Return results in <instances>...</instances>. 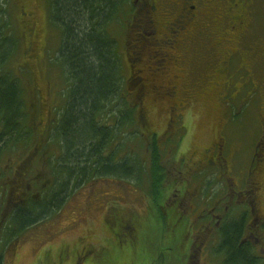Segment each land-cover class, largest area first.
Returning <instances> with one entry per match:
<instances>
[{
    "label": "rangeland",
    "instance_id": "obj_1",
    "mask_svg": "<svg viewBox=\"0 0 264 264\" xmlns=\"http://www.w3.org/2000/svg\"><path fill=\"white\" fill-rule=\"evenodd\" d=\"M21 4L32 11L30 17L21 13ZM48 5L49 0H0V23L8 24L5 33H11L18 40L14 48L12 41L2 44L7 57L3 65L0 62V74L8 72L12 79L20 80L27 109L26 123L35 126L36 131L32 145L22 144L18 150L7 151L0 157L1 221L6 215L5 210L7 212L29 192L37 194L38 189L53 182L50 180L51 164L62 155L59 144L51 140V133L58 111L64 105L63 91L67 86L61 69L56 65L61 31L51 20ZM259 5L261 13H254L250 39L254 35L253 40L264 48V0H259ZM121 18L119 22L114 21L108 31L118 40L126 78L129 69L124 53L130 39L128 13H122ZM32 24L38 25V34L36 27L35 33L27 36ZM28 46H32L33 61L26 53ZM26 59L31 63H26ZM32 69L35 72L38 70L36 73H40L42 79L38 87L42 91L43 111L39 113V123L36 125L35 107L38 100L32 88ZM259 80H255L254 84L258 86L257 91L253 90V85L245 88L235 102L229 98L230 107L227 109L222 106L221 94L211 93L200 100L181 98L185 99V106L181 111V122L175 129L165 100L148 96L142 104L146 106V118L144 116L142 119L143 115L139 114L134 126L140 138L129 140L120 156L131 151L138 153L140 158L147 157L148 140L156 133L168 170L162 200L158 202L165 203V198H170L178 190L182 191L184 204L174 210L170 207L172 201L167 199L171 213L168 212L166 216L175 222L180 212H189V215H181V225L179 220L175 229H169L170 220L166 221L159 203L148 194L146 184L142 185L138 178L89 180L68 196L60 210L23 232L14 246L11 243L10 250H15L7 264H192L191 260L187 261L182 243H188L184 239L190 234H197L196 242L208 240V230L202 222L195 224L194 218L201 210L211 208L220 194L226 191L225 184L217 178L216 169L206 163L208 149L213 148L219 140L222 142L220 137L225 138V154L230 159L232 176H238L236 168L239 165L243 170L250 164L253 148L261 138V135L258 137L259 123L264 121V63ZM202 81H205L204 77H201L202 84L196 86L201 91L204 89ZM123 93L133 101L128 82ZM175 131L177 134L172 136ZM38 132L45 137L44 143L39 139L37 141ZM17 161L18 188L14 185L6 191L2 186L4 181L7 182V177L16 176H11L10 170L4 174V170ZM262 186L263 210L264 183ZM120 220L129 223L132 220L136 223V229L130 232L127 227L122 228ZM194 248L196 252L197 247ZM218 249L219 246H215L210 257L205 254L198 256L199 263L224 264Z\"/></svg>",
    "mask_w": 264,
    "mask_h": 264
},
{
    "label": "flooded vegetation",
    "instance_id": "obj_2",
    "mask_svg": "<svg viewBox=\"0 0 264 264\" xmlns=\"http://www.w3.org/2000/svg\"><path fill=\"white\" fill-rule=\"evenodd\" d=\"M115 2L117 13H128L127 30L130 31V39L124 53L129 69L126 82L131 98L139 105L137 111L143 115L142 119L146 113V106L142 104L148 96L166 101L170 120L174 123L172 127L175 129L181 122V111L185 106V99L181 100L183 97H186V100L191 98L200 100L211 93L221 94L220 99L224 104L222 106L227 109L230 107L229 98L235 102L245 88L253 85V90L257 91L258 86L254 84L255 80L260 82L259 78L263 72L264 48L258 41L253 40L254 35L251 39L250 36L255 20L254 13H261L259 0H115ZM48 12L50 13V4ZM21 13L25 17H30L32 11L21 4ZM35 30L38 34V25L32 24L27 36L35 33ZM26 53L33 61L35 56L32 54V46H28ZM26 63L31 62L26 59ZM36 72L34 69L30 70L32 88L38 100L35 107L37 115L35 125L43 106L40 95L42 91L38 87L42 79L40 73ZM240 75L242 76L239 77ZM201 77L205 79L202 81L204 84L202 91L196 88L197 84H202ZM50 123L51 120L49 128ZM147 125L148 123L145 124L146 129ZM31 127L35 140V126ZM176 134L177 131L168 136ZM260 135V140L253 148L250 164L243 170L240 168L241 165L236 168L238 176H232L230 159L225 154L223 136L219 138L222 142L219 140L220 142L218 141L213 148L208 149L211 154L208 153L206 163L216 169L217 178L225 184L226 191L220 194L211 208L207 211L201 210L194 218L195 224L202 222L203 227L208 230L206 236L208 240L196 242L197 234L193 236L190 234L184 239L188 243L186 245L182 243L187 261L191 260L192 264H200L198 256L202 254L210 257L215 246H219L218 252L222 253V262L228 264V252L222 244L227 226L233 224H239L241 227L239 246L245 248L244 256L249 260L248 263L236 261L237 263L231 264H264V209L262 210L261 198L264 183L263 177L261 178V175L264 176V121L262 124L259 123L258 137ZM38 139L45 142L42 133H39L37 141ZM2 146H5L4 142L0 143V147ZM14 147L18 150L17 141ZM6 152L5 147L4 153ZM240 154L238 152V156ZM2 155L0 154V157ZM7 170H10L11 176L16 177H7V182L4 181L2 186L6 191L14 185L18 188V161L9 164L4 174ZM181 192L176 191L170 198H165V203L162 202V206L166 207L163 213L167 222L170 220L166 218L169 212L167 199L172 201L170 205L172 209L180 208L184 204V193ZM230 211L232 212L229 213ZM183 213L190 214L186 211L180 212V216L173 224L175 228L179 220L181 225ZM173 226L169 229L171 230ZM211 242L214 245H211ZM194 247H197L196 252ZM192 258H195V262Z\"/></svg>",
    "mask_w": 264,
    "mask_h": 264
},
{
    "label": "trees",
    "instance_id": "obj_3",
    "mask_svg": "<svg viewBox=\"0 0 264 264\" xmlns=\"http://www.w3.org/2000/svg\"><path fill=\"white\" fill-rule=\"evenodd\" d=\"M49 4L51 20L61 31L56 65L67 86L63 91L64 105L51 133V140L59 144L62 155L51 164L53 182L38 189L37 194L29 192L5 212V220H0V264H7L14 254L11 243L14 246L23 232L60 210L68 196L89 180L138 178L157 204L165 189L168 170L156 136L148 140L147 157L140 158L131 151L120 156L127 142L140 138V134L134 128L139 115L136 104L123 93L126 78L119 43L108 31L121 18L122 13L115 9L117 3L49 0ZM7 28L8 24L0 23V54H4L0 56L1 65L7 57L2 44L12 41L14 48L18 42L11 33H5ZM10 76L8 72L0 74V143L5 144L0 147V154L5 147L7 151L15 150L16 141L18 146L35 142L32 127L26 123L24 89L20 80ZM159 207L162 213L161 203ZM123 221L120 220L122 228L127 227L130 232L136 229L132 220ZM171 221L170 226L175 224ZM240 229L239 224H233L224 232L222 247L228 252V264L248 263L245 248L239 246Z\"/></svg>",
    "mask_w": 264,
    "mask_h": 264
}]
</instances>
